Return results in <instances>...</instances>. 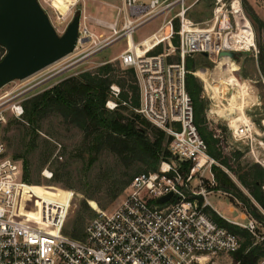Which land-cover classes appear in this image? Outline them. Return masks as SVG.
I'll return each mask as SVG.
<instances>
[{
	"label": "built area",
	"instance_id": "obj_1",
	"mask_svg": "<svg viewBox=\"0 0 264 264\" xmlns=\"http://www.w3.org/2000/svg\"><path fill=\"white\" fill-rule=\"evenodd\" d=\"M38 1L56 30L59 25L64 32L82 0ZM59 1L67 4L65 11L59 7ZM186 1L121 0V4L115 6L113 22L97 19L96 23L108 27L111 33L104 38L96 33V42L88 19L83 21L82 13L78 43L72 53L89 44L92 46L85 48L71 65L127 38L128 47L117 58L122 68L133 69L137 77L140 103L132 109L166 133L173 155L192 163L189 172L184 175L174 161L162 160L157 170L134 175L121 203L113 210L97 208V214L86 225L84 237L75 238L65 232L75 191L68 190L63 198L62 201L68 203L64 212L56 204L43 202L38 214L31 199L23 206L24 166L7 155V145L0 137V264H209L211 255L240 249V237L217 223L206 210L212 206L207 197L212 191L204 185L207 178L203 171L220 164L208 154L207 143L195 122L194 102L186 86V74L191 71L185 60L206 52L207 58L217 63L223 51L247 50L245 41L233 40L239 24L245 21L251 24L254 42L255 32L241 2L239 8L234 9V0H216L213 18L196 22L187 16L191 6H186ZM177 5L181 6L176 15L180 18L181 61L171 64L165 55L142 52L140 46L144 41L135 42L133 37L143 25ZM142 47L145 51L149 48L146 44ZM247 48H256V43ZM69 66L44 77L30 89L52 80ZM121 92L117 83L110 85L107 109L115 110L126 103L120 102ZM12 110L19 116L24 114L21 103L13 104ZM236 119L228 121L233 139L244 143L255 161L264 167V119L259 130L251 116L233 127ZM5 120L4 112L0 111V124ZM43 175L50 180L53 171L46 167ZM192 184L200 189L186 190V186ZM170 192L173 194L169 200L158 202ZM200 197H204L203 202ZM241 225L257 235L258 220L252 215ZM257 264H264V256Z\"/></svg>",
	"mask_w": 264,
	"mask_h": 264
},
{
	"label": "rangeland",
	"instance_id": "obj_2",
	"mask_svg": "<svg viewBox=\"0 0 264 264\" xmlns=\"http://www.w3.org/2000/svg\"><path fill=\"white\" fill-rule=\"evenodd\" d=\"M240 2L245 14L252 22L256 48L239 53V60L234 68L229 71V76L226 77L225 75L221 80L216 76L218 70L216 62L211 61L202 54H196L188 58L191 59L195 68L190 71L199 79L202 86L201 97L206 105L205 123L209 129L214 130L215 136L219 138V146L223 150V154L229 156L234 168L240 169V173H242L245 168L254 165L264 168L255 161L244 143L233 139L232 131L228 125L230 119L239 116L234 110L239 113H244L246 110V113L252 117L257 130L260 129L264 119V0H240ZM120 4L121 0H85V4L80 1V4L74 10V16L78 13L82 14L84 7H86L89 14L106 21H113L117 12L115 6ZM190 5L192 6L187 11V16L193 21L202 22L213 18L217 1L187 0L186 6ZM180 7V5L173 7L167 12V15L166 13L160 15L134 33V41L139 42L153 33L159 26L164 23L168 24L169 32H166L165 28L160 33L159 39L152 38L144 43L146 45L153 43L152 47L146 51L142 47L144 44H141L140 49L142 52L165 55L167 61L171 64L181 61L179 45H176L175 41L179 36V30L176 32V22L179 23L180 28V18L176 15L180 11ZM169 20H171L170 23H168ZM87 24L100 38H104L111 33L108 28L95 23L89 18ZM56 25L58 24L56 23ZM58 29L59 34H63L62 27L58 25ZM89 46H92V44L78 50L76 53L69 54L26 79L14 80L0 89V111L4 112L6 119L0 124V137L7 145V155L17 159L23 166L26 160L29 163L30 175L35 183H25L23 188L33 199L36 213H40L43 202L56 204L64 212L68 207V203L62 201L67 195L65 192L68 190L75 191V197L71 202L65 225L68 234L74 229L85 232L86 225L97 214V208L115 209L125 196V188L130 178L140 172H146V165L140 161L127 165L109 150H103L100 153L90 151V140L85 139L84 132L73 123L65 120L59 113H53L39 120L35 125L24 119V102L27 99L52 88L67 78L78 76L84 71L94 72L99 67L109 63L114 68L111 72L114 78L118 80L132 79L130 74L122 72L124 68L121 67L117 58L128 47L127 38H121L91 57L71 65ZM5 53L6 49L0 45V60ZM68 65L70 66L65 72H61L52 80L30 89L33 84L44 77L56 73ZM234 70H238L236 80L232 79ZM201 73L203 76H201ZM221 88H224L228 93H226L225 98L230 96L232 99L231 101L225 99L220 101L223 108V111L220 112V103L214 92L219 91ZM213 102H215L217 110L220 112L219 115L209 112L210 105ZM15 103L22 104L24 108L23 115L19 116L12 110ZM132 110L128 108L124 110V113L130 116ZM140 127L145 128L142 125ZM150 127L152 128V126ZM151 128L147 129L150 133L152 132ZM239 152L241 154L238 156ZM171 154V160L186 175L185 166L188 165L187 162L177 158L172 152ZM92 159H94L93 162H91ZM212 166L211 170L208 169L205 173L207 179H205L204 185L207 190L212 191L208 197L216 209L212 206H209V208L215 210L226 221L242 230L246 228L241 223H247L251 214L247 205L240 200L237 194L241 192L250 198L251 203L258 208L257 212L260 213V218L255 217L258 220L257 235L249 231L247 236L240 233H237V235L241 239V245L249 240L252 246L258 244L261 246V250H264V209L253 199L248 188L239 181L237 174L229 169L227 171L226 167L223 165L222 167L221 164L219 166L228 173L236 188L233 191L230 190V192L213 189L217 184L214 174L211 172ZM46 167L54 172V181L43 175V170ZM193 184L186 186V190L194 189ZM263 185L264 179L262 183L264 191ZM198 189L200 188H195V190ZM29 201L27 195L21 193V204L26 207ZM211 209L206 210L213 218ZM225 216L231 220L225 218ZM234 253L211 255L209 264H233Z\"/></svg>",
	"mask_w": 264,
	"mask_h": 264
},
{
	"label": "trees",
	"instance_id": "obj_3",
	"mask_svg": "<svg viewBox=\"0 0 264 264\" xmlns=\"http://www.w3.org/2000/svg\"><path fill=\"white\" fill-rule=\"evenodd\" d=\"M178 30L179 23L176 22V32ZM167 31L169 32L168 26H166ZM175 41L176 45H179V36ZM186 67L188 70L195 69L188 57L186 58ZM113 70L112 64L108 63L94 72L84 71L78 76L67 78L52 88L27 99L24 102V119L35 125L39 120L53 113H59L65 120L73 123L84 132L85 139L90 140V151L100 153L103 150H109L127 165L140 161L146 165V172L155 171L162 160H171L170 138L163 130L153 126L133 110L130 116L124 113V110L137 107L140 103L137 77L133 69H122V72L130 74L132 79L118 80L111 74ZM112 83L121 85L120 102H126L115 110H109L106 107ZM186 86L194 102L195 122L201 136L207 143L208 154L221 165L236 173L239 181L248 188L253 199L264 209V191L262 189L264 168L254 165L245 168L242 173H240V169L234 168L230 157L223 154V150L219 146L220 140L215 136L214 130L211 128L210 130L205 123L206 105L201 97L202 86L199 79L191 72L186 74ZM140 125L145 128H141ZM148 128H151V133L147 131ZM240 154L239 152L238 156ZM93 161L94 159L91 160V162ZM187 164L185 168L188 173L192 163L187 162ZM212 172L217 184L213 189L230 192V190L233 191L236 188L235 183L221 166L214 164ZM54 175L53 172V178L50 180H55ZM133 176L128 181L127 186ZM23 179L25 183H35L30 175L27 160L24 162ZM237 195L247 205L249 213L260 218V213L257 212L258 208L251 203L250 198L241 192ZM200 201L203 202L202 197H200ZM206 209L210 210L211 208L208 206ZM211 212L213 219L220 225L227 227L236 234L240 233L247 236L248 230H241L238 226L229 223L215 210ZM65 232L68 234L66 229ZM69 235L75 238H83L84 232L74 229L71 230ZM263 256L264 250H261V246L258 244L252 246L250 241L247 240L234 253L233 264H257Z\"/></svg>",
	"mask_w": 264,
	"mask_h": 264
},
{
	"label": "water",
	"instance_id": "obj_4",
	"mask_svg": "<svg viewBox=\"0 0 264 264\" xmlns=\"http://www.w3.org/2000/svg\"><path fill=\"white\" fill-rule=\"evenodd\" d=\"M81 14H76L59 34L38 0H0V45L6 53L0 60V89L26 79L71 54L78 43ZM239 53L223 51L219 60ZM205 57L206 52L202 53ZM172 192L158 199L164 203Z\"/></svg>",
	"mask_w": 264,
	"mask_h": 264
},
{
	"label": "bare ground",
	"instance_id": "obj_5",
	"mask_svg": "<svg viewBox=\"0 0 264 264\" xmlns=\"http://www.w3.org/2000/svg\"><path fill=\"white\" fill-rule=\"evenodd\" d=\"M83 2H84V4H85V0H82ZM59 4V7L63 10V11H65L66 10V7H67V4H65L63 1H59L58 2ZM194 4V3H193ZM234 9H238L239 8V6H240V1L239 0H234ZM190 6H192V5H190ZM167 15V14H166ZM83 21L85 20V18L86 19H91L92 21H94L95 23L97 22V19H99V20H103V19H100V18H96L95 20H93V18L90 16V15H88V13H87V10H86V7H84V10H83ZM103 21H106V20H103ZM106 22H113V21H106ZM106 28H108V27H106ZM248 28V29H247ZM109 29V28H108ZM91 32H92V34H93V36H94V41L96 42L97 41V39L95 38L96 37V32L91 28ZM230 36H232L231 34L229 35V38L231 39L232 37H230ZM253 37H254V33H253V29H251V24L248 22V21H245L244 23H242V24H239L238 25V30H237V32L234 34L233 33V40H240L241 42L242 41H245V47L244 48H246L247 50H250V48H247L248 46H250V45H252V44H255V42H254V39H253ZM131 44H133L134 45V43L131 41ZM67 57V56H66ZM65 58V57H64ZM237 62L238 61H236V60H234L233 58H231V57H224V58H222L221 60H219L218 62H217V64H218V67H217V75L216 76H218V78H219V80H221L222 79V77H224L225 75H226V77H228L229 76V71L230 70H232L233 68H234V66L237 64ZM237 71L238 70H234L233 72H234V74H232L233 75V78L232 79H234V80H236L237 79V76H238V74H237ZM232 79H230V80H232ZM234 80H232V81H234ZM216 84H217V80H216ZM215 84V85H216ZM257 92V91H256ZM226 93H227V91L224 89V88H221L219 91H216V92H214V94L215 95H217V99L219 100V103H220V109H219V111L221 112V111H223V108H222V106H221V100H223L224 101V99L225 100H227V101H231V97L229 96V97H226L225 98V95H226ZM228 94V93H227ZM212 95H213V92H212ZM214 96V95H213ZM214 98V97H213ZM235 100V99H234ZM231 104H232V102H230ZM254 103V102H253ZM257 103V102H256ZM212 106H211V112L212 113H214V114H217V115H219L220 114V112L217 110V107H216V104H215V102H213L212 104H211ZM230 108V107H229ZM234 112H236V113H238L239 114V116L237 117V121L235 122V124H233V127H236V126H238V121H240V120H243V119H248V114L246 113V110H245V112L244 113H239V112H237L236 110H234ZM205 163V158H203L202 159V164H204ZM208 169H205L204 171H203V173L205 174L206 173V171H207ZM24 184L25 183H23L22 182V185H21V193H24L25 195H27V197L29 198V199H31L32 201H33V199L31 198V196H30V194L23 188V186H24ZM66 194H67V192H65ZM212 192H209V193H207V197L211 194ZM208 200H209V197H208ZM210 202V201H209ZM34 204V203H33ZM210 204H211V202H210ZM212 205V204H211ZM225 218H227V217H225ZM227 219H229V218H227ZM229 220H231V219H229Z\"/></svg>",
	"mask_w": 264,
	"mask_h": 264
},
{
	"label": "crops",
	"instance_id": "obj_6",
	"mask_svg": "<svg viewBox=\"0 0 264 264\" xmlns=\"http://www.w3.org/2000/svg\"><path fill=\"white\" fill-rule=\"evenodd\" d=\"M88 13V12H87ZM89 14V13H88ZM92 18H93V20H95L96 18H100V17H98V16H94V15H91V14H89ZM101 19V18H100ZM104 20V19H103ZM165 28H166V25L165 24H163L162 26H159L153 33H151L149 36H147V37H145V38H143L141 41H139V42H142V41H144V43H146V42H148L149 40H151L152 38H158L159 39V35H160V33L162 32V31H164L165 30ZM152 44L153 43H150L148 46H149V48H151L152 47ZM201 76H203L202 75V73H201ZM203 78V77H202ZM203 80V79H202ZM212 172V171H211ZM212 179V178H211ZM212 207H214L213 205H212ZM215 208V207H214ZM216 209V208H215ZM224 216V215H223ZM226 217V216H225ZM228 218V217H227ZM230 219V218H229Z\"/></svg>",
	"mask_w": 264,
	"mask_h": 264
}]
</instances>
